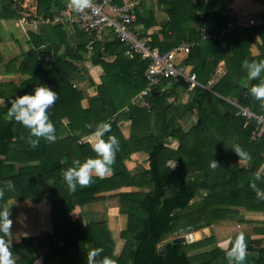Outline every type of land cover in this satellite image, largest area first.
<instances>
[{
    "label": "trees",
    "instance_id": "trees-1",
    "mask_svg": "<svg viewBox=\"0 0 264 264\" xmlns=\"http://www.w3.org/2000/svg\"><path fill=\"white\" fill-rule=\"evenodd\" d=\"M65 1L36 0L37 13L45 23L39 34L29 32L32 47L21 53L20 61L16 63L13 57L4 64L5 72L22 77L0 81V98L4 100L0 103V181L12 180L15 186L5 191L0 204L7 207L10 200H32L50 226L49 230L11 234L15 264H34L39 256L41 264H90L87 254L96 247L103 251L93 264H100L105 256L115 264H227L231 246L189 254L209 244L211 236L193 242L170 241L162 248L158 244L181 228L196 230L224 220L236 213L232 207L264 210V199L256 195L257 190L264 191V179L254 177L264 162V130H257L262 124L256 118L236 114L232 103L264 118V101L249 91L260 77L250 79L246 86L247 71L241 67L244 59L264 60V20L235 25L220 35L230 19L253 17L224 14L231 0L199 1L196 5L190 0H157L168 16L157 24L153 9L141 1L131 27L150 48L161 51L182 41L191 43L182 64L195 72L199 84L190 91L192 97L182 102L186 82L165 78L146 96L148 107L129 104L127 112L111 120L113 113L144 88L146 61L136 53L126 54L125 43L110 34L102 42L89 44L88 36L74 27L72 45L64 27L49 23L51 12ZM112 1L123 4L128 0ZM21 10L18 0H0L1 19H17ZM198 12H203L201 28L193 25L199 20ZM155 25H159L156 31L138 32L140 26L148 29ZM202 28L216 38L202 39ZM254 45L257 54H253ZM221 60L224 74L205 88ZM83 74L95 86L93 91L72 85V80ZM41 84L57 93L47 109L57 138L54 142L39 138L33 146L29 129L8 117L7 106L10 99L31 93ZM123 120H128L127 132L119 124ZM101 122L111 125L105 139L114 135L119 142L110 171L102 177L93 175L90 183L69 191L63 171L73 159L97 156L92 141ZM254 130L260 134L254 136ZM236 145L247 158L238 157L233 150ZM137 151L147 154L149 166L131 173L125 161ZM213 159L220 165L215 169L209 166ZM42 188L48 189L47 197ZM200 190L206 194L191 202ZM110 198L118 204L109 207L103 219L72 216L76 205ZM112 213L126 217L116 233L108 218ZM258 251L256 264H264V249L260 246Z\"/></svg>",
    "mask_w": 264,
    "mask_h": 264
},
{
    "label": "crops",
    "instance_id": "crops-1",
    "mask_svg": "<svg viewBox=\"0 0 264 264\" xmlns=\"http://www.w3.org/2000/svg\"><path fill=\"white\" fill-rule=\"evenodd\" d=\"M136 1L138 2L136 7H138L140 5L141 1H144L149 7H151L153 9L154 18H155L157 24H160V22L162 20H166L168 18L166 11L164 9V6L159 5L157 3L158 2L157 0H136ZM235 1L236 0L230 1L228 9L224 13H228V15L230 13L233 15V12L235 14H239L238 12L234 11ZM256 1H258L260 4L262 3V13L260 14V16L264 15V3L259 1V0H256ZM190 2L193 5L197 4V3L194 4L192 2V0H190ZM19 5H20V8L23 7V10L19 11L20 16L22 13H27L30 15H37V16L41 17V15L37 13L35 8H34L35 9L34 10L33 8H29L28 6H24L22 3L20 4V2H19ZM56 10L57 9L53 10L51 12V15ZM199 13L203 14V12H198V14ZM20 16L17 19L16 18H13V19H1L0 18V37H1L0 38V62L2 63V68H3L2 71H0V81H8L11 79H15V80L19 79L20 80V78L22 77L20 74H14L12 72H5L4 64L13 57L17 58L15 61H16V63H18L21 59V56H20L21 53L27 51L28 49H30L32 47V44L29 41V32L39 34L40 26L45 23V21H41V23H39L36 28L25 26V25L20 24V22L18 21ZM237 17H240V16H237ZM201 18H199V20H196L194 22L193 25L195 27H200V28L202 27L203 22L200 20ZM263 20L264 19L261 20L259 18V19H256V22L263 21ZM49 23L52 24L50 21H49ZM241 26H247V25L241 24ZM158 28H159V25L152 26L148 29H145L142 26H140L138 32L144 31L146 33H150L152 31H156ZM65 29H66V34L68 36V40L72 43V45H75L74 41L76 40V37L74 34V27L65 28ZM63 48H64V45L61 46V50ZM252 51H253V54L258 53V49H257L256 45H254L252 47ZM89 55H90V50L85 52V56L89 57ZM177 55H181L182 57L180 60L183 61V59L186 57L187 54L186 53H180ZM107 58L109 60H112L113 55H111ZM224 72H225L224 62L221 60L218 63V66L215 69V72L213 73L211 79L209 80L210 82L207 83V85H205L204 87L209 89V85L212 84L214 81L218 80V78H220L224 74ZM249 83H250L249 78L244 80V84L246 86ZM72 85L77 87L79 90H83L84 92H91L95 88V86H93L90 83L87 76L84 74L76 76L72 80ZM160 89L163 90L164 86H161ZM152 91L148 94V96L152 93ZM190 91L191 90L187 89V92L183 93L182 98H181L182 102H186L187 100H189L192 97V93ZM139 92H138V94H139ZM137 95L131 97L129 100V103L124 105L121 109H119L115 113H113V115L111 116L110 119L112 120L116 116V114H118V113L120 114L123 112H127L128 109L125 110V108L126 107L129 108V104H135V101L137 100V98H136ZM145 98L146 97H144V99ZM0 100L4 102V100L2 98H0ZM189 120H190L191 124L194 122L192 117H189ZM119 124L126 126L128 124V120L120 121ZM93 142H95V140L92 141V144H93ZM141 155H144L145 159L141 163V165L136 166V164H137L136 161L139 162V160L141 159L139 157ZM130 162L132 163V165L135 164L133 166L136 167V168L128 169L129 171H131V173L139 172L145 168H148V166H149L148 161H147V154L144 152H140V151L131 153L129 158L125 161V164L127 167H129ZM259 171L261 172L262 175H264V162L261 165ZM205 194H206L205 191L200 190L199 193L191 200V202L199 200ZM26 201H29V200H26ZM97 204L107 207L106 208V210H107L111 206H116L118 204V201L115 198H110V199H106V200H97V201H94V202L86 204V205H76L74 210L72 211V216L73 217H81L84 219V216H85L84 212L87 211V213H91L92 211L89 212L90 209H88V208L93 209L95 207V205H97ZM232 208L236 210V213H231L227 216L226 219L218 221V222H214L210 226H205L207 228V230L205 231V234H206L205 237L199 236V229L200 228L194 230V232L197 234H195V233L193 234L194 235L193 241H198V240H201L203 238H208L210 236L212 237V240L210 241L209 244H207L203 247L189 251L190 255L198 254V253L205 252V251H210L214 248H219V249L225 250V249H228L230 246L234 247L235 246V238L237 236H242L243 241H244V245L245 244H251L252 245V250L249 253L250 254V264H256V260L260 256L258 248L261 246L264 249V231H263L264 230V210H248V209H245L243 207H232ZM38 222L41 223L43 230H49L50 229L49 221L47 223H45L43 220L40 219ZM42 222H43V224H42ZM227 264H229L228 260H227Z\"/></svg>",
    "mask_w": 264,
    "mask_h": 264
},
{
    "label": "clouds",
    "instance_id": "clouds-1",
    "mask_svg": "<svg viewBox=\"0 0 264 264\" xmlns=\"http://www.w3.org/2000/svg\"><path fill=\"white\" fill-rule=\"evenodd\" d=\"M73 6L76 11H81L89 6V0H73ZM241 67L247 71L249 79L260 77L258 84L253 85L249 91L257 100L264 101V60L249 61L244 59ZM57 99V93L45 84H41L34 88L31 93L18 95L8 101L7 115L10 119L21 122L29 129L30 135L34 137L31 143L35 146L39 142V138H44L48 142L56 140L54 124L49 119L47 109ZM111 125L107 122H101L97 125L94 136L96 137L93 144V151L97 154L95 158H87L83 161L73 159L71 166L63 171V179L66 182L69 191H75L77 185H87L91 182L93 175L104 176L110 171V167L115 160V153L118 150L119 142L114 135H108L105 139V133L110 132ZM238 157L247 158V153L238 145L233 147ZM210 168L215 169L220 166L213 159L210 162ZM255 180L264 179L260 171L254 173ZM251 186L255 189L256 183L253 181ZM12 180L0 181V198L4 196L6 190L14 189ZM256 195L259 199H264V191L257 190ZM11 209L10 206L0 204V264H15L12 252L11 236ZM244 249V241L242 236L235 238V246L231 249L230 254L240 255ZM103 251L102 248H93L87 254L90 264H93L95 258ZM100 264H115V261L105 256Z\"/></svg>",
    "mask_w": 264,
    "mask_h": 264
},
{
    "label": "built area",
    "instance_id": "built-area-1",
    "mask_svg": "<svg viewBox=\"0 0 264 264\" xmlns=\"http://www.w3.org/2000/svg\"><path fill=\"white\" fill-rule=\"evenodd\" d=\"M199 1L207 2V0H192L194 4ZM137 4L136 0H128L123 4H116L112 0H89L87 8L76 11L73 0H66L62 7L52 13L50 22L64 28L76 27L80 29L88 36L89 44L102 42L110 34L125 43L126 54L136 53L142 59H145L146 66L143 70V77L146 84L136 96L135 103L148 107V100L144 97L148 96L155 86L159 85L161 80L165 78L173 81L181 79L186 82L189 90H192L199 83L196 80L195 72L191 71L188 66L183 65L182 60L176 61L175 59L177 54H187L191 43L182 41L168 50L161 51L157 48H150L143 39L139 38L138 33L131 27L135 21V7ZM198 17H203V14L199 13ZM18 21L22 25L36 28L42 20L40 16L22 13ZM256 23V19L253 18L230 19L219 34L226 35L235 25H253ZM201 30L203 32L202 39L216 38V34L205 32L206 30L203 28ZM232 103L237 107L236 114L242 115L246 119L256 118L257 123L262 124V127H258L257 130H264V118L262 116L253 113L248 107L240 106L235 102ZM127 109L128 107L125 108V110ZM252 134L256 136L260 132L254 130Z\"/></svg>",
    "mask_w": 264,
    "mask_h": 264
},
{
    "label": "rangeland",
    "instance_id": "rangeland-1",
    "mask_svg": "<svg viewBox=\"0 0 264 264\" xmlns=\"http://www.w3.org/2000/svg\"><path fill=\"white\" fill-rule=\"evenodd\" d=\"M20 2V4L22 3L24 6H28L29 8H35L37 11V2L36 0H18ZM20 6V5H19ZM23 10V7L21 8ZM34 9V10H35ZM234 11L238 12L239 14H234V16H241V17H253L254 19H259L260 18V14L262 13V3L260 4L258 1L256 0H236L234 3ZM181 55H177L176 56V61L181 59ZM0 71H2V63L0 62ZM3 101H0V103H2ZM128 125H126L124 127V131L127 132L128 131ZM95 142H93L94 144ZM174 145V144H173ZM139 158H141L138 161H136V166L141 165V163L144 161L145 156L141 155ZM130 161V160H129ZM135 165V164H133ZM132 163L130 162L129 167H127L128 169H132V168H136L135 166H133ZM175 186H172L171 189H175L173 188ZM44 197H47L48 194V189L47 188H42L41 189ZM168 192L170 193L171 190L169 189ZM8 206H10L11 209V219L13 221L12 226H11V234H13V232L15 233V231L18 232H22L24 230H32V229H41L43 230L41 223H39L38 221L41 219L43 220L45 223H47L49 221L47 216H44L41 214V212L38 211L37 206H35V204L33 203V201L29 200V201H23V202H14L13 200H10L8 202ZM106 208L103 205H95V207L92 208H88L90 209V211H92L91 213H87V211H85V216L84 219L85 220H96V219H103L106 217ZM37 211V212H36ZM108 218L111 220H113V226L112 230L116 231L120 228H122L125 225V219L126 217L123 214H109ZM39 223V224H38ZM111 223V222H110ZM43 224V222H42ZM178 232L173 233L172 235L167 236L160 244H158L159 248H162V246L164 245V241L166 239L172 238L174 236H177ZM34 264H41V258L40 256L36 258L35 263Z\"/></svg>",
    "mask_w": 264,
    "mask_h": 264
},
{
    "label": "water",
    "instance_id": "water-1",
    "mask_svg": "<svg viewBox=\"0 0 264 264\" xmlns=\"http://www.w3.org/2000/svg\"><path fill=\"white\" fill-rule=\"evenodd\" d=\"M260 19H264V15L260 16ZM1 101V100H0ZM207 230L206 227L200 228L199 229V236L200 237H205V231ZM194 229L191 226H187L184 228H181L178 230V235L174 236L172 238L166 239L164 243L166 242H182V241H188L191 242L193 241L194 238ZM197 234V233H195ZM164 246V245H163ZM162 246V247H163ZM252 250V245L251 244H245L244 249L242 254L240 255H235V254H228L227 260L229 264H250V251Z\"/></svg>",
    "mask_w": 264,
    "mask_h": 264
}]
</instances>
